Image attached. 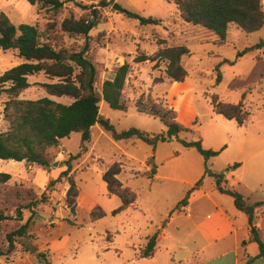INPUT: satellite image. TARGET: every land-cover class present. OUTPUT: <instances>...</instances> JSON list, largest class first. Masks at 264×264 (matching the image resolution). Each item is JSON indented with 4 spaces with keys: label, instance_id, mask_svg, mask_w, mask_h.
<instances>
[{
    "label": "rangeland",
    "instance_id": "rangeland-1",
    "mask_svg": "<svg viewBox=\"0 0 264 264\" xmlns=\"http://www.w3.org/2000/svg\"><path fill=\"white\" fill-rule=\"evenodd\" d=\"M101 1L72 0V2H67L63 15L58 20L61 21L71 14L80 17L89 13L88 10L83 11L77 8L76 4L94 5L100 12L99 24L94 29L98 31H93L90 39L70 38L67 35H64L62 39L65 47L70 50H87V58L95 63L98 70L96 89L99 92L102 91L105 80L112 78L113 73L119 67L112 53H118L117 50L120 49L123 50L120 52L122 55L129 53L130 58L133 59L138 55L146 54V51L157 49L159 42L163 40L162 22L170 19V11L179 14L177 6L167 0H159L163 8L145 12L141 11L142 0L138 5L129 3V0L114 1L124 10L138 14L142 18L161 21L158 25H141L139 20L126 17L114 11L112 7L100 8ZM34 8L35 13L30 15L25 22L22 21L15 7H9L5 13L16 26L23 23L44 28L51 19V13L42 11L40 6ZM112 24L114 31L110 33ZM202 30H204L203 35L207 36L205 40L182 44L189 48L192 55L185 59L190 81L179 87L181 92H170L176 83L170 79L155 88L150 83L149 68L141 65L140 84L134 93L160 97L164 105L174 109L176 121L186 128L179 133L177 138L171 142L158 143L156 147H153L139 140L115 141L110 133L104 131L105 133L100 135L98 129H93V138L87 150L83 149L79 133L63 139L62 145L65 151L73 157L70 162L71 175L78 190L73 208L68 207L66 203L67 190L59 185V182L52 183L51 177L43 168L30 167L18 162L16 168L13 167L10 170L13 174L11 175L12 180L0 183V212L9 217L0 222V252L6 254V257L0 259L1 264H124L132 255L133 247H139L148 235L151 221L146 217L144 210H150L152 221L162 228L169 222L170 215L175 216L179 213L180 209L176 207L182 199L190 196L189 193L195 192L194 187L165 178L174 175L170 169L171 164L180 163L182 159H188L192 164L198 162L204 165V158L198 151L187 149L183 141L201 140L205 149L218 152L219 155L213 159V162L218 169L215 173L222 176H228L227 171L237 169L227 165L228 161L242 160L243 156L238 152L237 144L253 147L255 142H264V63L260 59V55L264 52V27L251 35H245L237 27H233L225 45L218 44V37L216 40L210 38L211 35L215 36V33L204 28ZM159 47L161 49L163 46ZM18 62L23 63L24 60L17 50L0 49V77L7 70L15 67ZM257 62H260L259 66L254 70ZM217 66L222 75L220 83H217ZM163 72L161 70L157 73L154 79L155 84L164 77ZM29 80L32 86L20 95L22 99L38 100L48 96L41 84L50 81L43 74ZM234 80L236 82L230 86ZM132 86L133 84L130 83L123 97V102L127 107L126 111L113 110L104 103L103 114L110 119L119 132L131 128L154 134L166 132L167 128L160 119L137 111L133 96L128 97ZM189 86L192 91L190 100L186 92ZM213 95H218L221 100L233 104L246 99L244 108L251 116L249 124L240 126L235 121H229L217 115L213 109ZM7 98L6 93L0 88V133H5L10 128L9 122L4 117L5 103L2 101ZM54 101L63 104L72 102L67 97L55 98ZM190 104L194 105L197 112V117L191 125L189 124ZM6 129L8 130L5 131ZM210 146L211 148H208ZM225 147L227 148L224 152ZM247 147L245 157L248 161V171L244 178L246 184L235 189L242 193L245 199L251 202L258 200L263 203L264 155L254 157L249 153L257 149ZM61 151V148L50 150L51 159H56L55 162L68 160L69 158L58 160ZM166 159H171L170 163L163 164ZM250 161L255 163L252 173L249 172ZM114 163L122 166L119 179L125 186L137 193L135 204L117 215L113 212L121 206L122 202L116 196H109L103 180L104 172ZM10 164H12L11 161L0 160V166L9 168ZM209 166L213 170L211 162ZM147 168L155 169L160 176L158 180L136 176ZM182 172L187 174L184 176L185 179H193L192 167L187 166ZM203 184H206L207 190L212 189L209 183L203 181ZM174 188H180L182 192H174ZM185 189H187V194L182 196ZM216 194L228 201L232 207L235 206L232 197L222 195L218 191ZM79 203L82 206H79ZM196 204L191 203L190 207L193 209ZM18 209L22 211V220L16 218ZM97 210H102L105 216L100 219L95 218L93 213ZM31 217L33 220L30 228L31 238L27 240V243L36 248L37 253L26 252L19 239L10 249L7 236L24 225ZM183 220L184 217L177 219L180 222Z\"/></svg>",
    "mask_w": 264,
    "mask_h": 264
},
{
    "label": "trees",
    "instance_id": "trees-1",
    "mask_svg": "<svg viewBox=\"0 0 264 264\" xmlns=\"http://www.w3.org/2000/svg\"><path fill=\"white\" fill-rule=\"evenodd\" d=\"M30 5L40 6L45 12L51 13L49 23L41 28L38 25L21 24L14 25L5 13H0V49L17 50L24 60L18 66L7 70L0 77V88L8 97L4 105V117L10 124L7 132L0 134V160L26 162L28 166H37L47 170L51 168L54 159H51L49 151L57 150L60 141L69 138L74 133L81 134L83 149L87 150V144L92 139V128L99 124L109 132L115 141L137 139L148 145L156 147L158 143L171 142L177 138L180 132L186 130L176 121L174 109L162 102L148 98H140L135 107L139 113L160 119L167 131L162 134H151L131 128L117 131L109 118L101 114V104L106 103L111 109L126 111L123 102L125 85L131 72V64L119 66L112 78L105 80L102 91L96 89L98 70L95 63L86 56V49L73 51L63 44V36L70 38L90 39V33L95 29L101 18L96 6H81L77 8L88 14L76 17L73 14L58 21L66 8L67 2L72 0H26ZM115 0H102L99 7L113 8ZM177 6L181 18L186 23L203 27L215 33L220 43H224L232 26L237 27L243 34L251 35L263 29L264 11L262 0H167ZM126 17L140 21L141 25H158L161 21L153 18H142L138 14L126 11ZM165 40L159 42L163 46L154 56L146 54L138 55L134 63L147 61H164L166 63V76L174 82H183L188 76L186 68L182 64L183 57L190 54L186 46H164ZM217 83L221 82L219 66H217ZM44 74L52 82L43 83L47 97L38 100H23L19 96L32 84L30 76ZM51 97H67L72 100L70 104L54 101ZM214 111L228 120H235L244 125L249 120V113L243 109L242 104H228L220 100L217 95L212 96ZM186 148L196 149L205 159L206 163L219 155L218 152L205 149L201 140L183 141ZM58 154V153H57ZM58 156V155H57ZM56 156V157H57ZM55 157V158H56ZM71 156L64 163L67 169L52 183L66 180L69 185L66 203L73 208L78 196L73 177L70 175L72 167ZM122 166L114 163L103 174V180L107 185L109 196L120 198L121 206L113 212L120 214L131 207L137 200V193L124 186L119 176ZM206 174L216 178L218 190L234 199L238 210L245 213L251 227V241L260 247L259 258L264 259V243L261 241L258 230L254 225V214L262 203L251 204L238 191L226 189L222 186V175L213 174L206 164ZM11 175L0 173V183H7ZM203 180L197 183L201 186ZM184 199L178 206L185 205ZM16 218L22 220V211L16 212ZM95 218H103L105 213L97 210L93 213ZM9 219L0 212V222ZM32 217L15 231L7 236L12 249L15 241L19 239L25 251L31 254L37 253V249L27 243L30 240V228ZM157 235L148 239L145 248L141 251V258H149L155 253ZM6 254L0 252V259ZM1 264V263H0Z\"/></svg>",
    "mask_w": 264,
    "mask_h": 264
},
{
    "label": "crops",
    "instance_id": "crops-1",
    "mask_svg": "<svg viewBox=\"0 0 264 264\" xmlns=\"http://www.w3.org/2000/svg\"><path fill=\"white\" fill-rule=\"evenodd\" d=\"M65 1H67V0H65ZM139 1L140 0H129V3H132L133 5H138ZM142 1H143V3H142L143 5L141 6L142 12L149 11V10L151 11V10H154L157 8L158 9L163 8L162 7L163 4L159 0H142ZM9 7H15V9L18 10L20 18H22L23 22H25V20L27 18H29L30 15H33L35 13L34 6L30 5L26 0H0V13H2V12L5 13L6 12L5 10L8 9ZM262 7H263V11H264V0H262ZM5 14L7 15V13H5ZM171 18L173 19L172 20L173 24H172ZM110 22H112L111 18H110ZM162 24H163V29H164V34H163L162 39L166 41L167 46H173V45L182 46L183 43H187V42H191V41L205 40V38L207 37V36L203 35L204 34V32H203L204 30H202L203 27L200 28V26H195V25L191 26L192 24L190 25L189 23H186L185 21L182 20L180 12H179V14H176L175 12L170 11V19H166V22H164V23L162 22ZM177 24L179 25L178 28H177ZM19 25H21V24H19ZM233 27H235V26H232L230 28V31ZM99 29H100V27H99ZM93 31L97 32L98 30L93 29L90 33V36L93 35ZM113 31H114V27L112 24L109 32L111 33ZM230 31H229V35H230ZM229 35H228V37H229ZM216 37H218L216 34H215V36H213V35L210 36V38L213 40H216L217 39ZM227 40H228V38H227ZM227 40L224 43H220L218 41V44L225 45L227 43ZM183 46H186V45H183ZM159 49H160V47L158 46V48L153 50V51H146V55L152 56ZM121 51H123V50L119 49V50H117L118 53L115 52L112 54L115 56V58H116L115 60L117 61L119 66L125 64V62H128L131 64V72L127 78V82L125 85V89H126L130 85V83L133 84V86L130 89L131 93L129 94L128 97L133 96V99L137 102L138 99L141 98L142 96H145V98H148L149 96H151L153 99L158 100L159 102H162L160 97H157V96L154 97L152 94H142L141 95L138 93L137 94H134V93L136 92V89L138 88V85L140 84L139 83V79H140L139 75L141 73V70H140L141 65H145L149 68V72L151 73L150 74V76H151L150 77L151 78L150 83L153 84L155 88H157V87H160L161 84H163L165 82V80L169 79L165 73L166 63L164 61L157 60V61H147L144 63L137 64V63H134V61H133V59H135L134 57H133V59L130 58L129 53H126L127 55H122L120 53ZM191 55L192 54L190 52L189 55L183 57V59H182V64L185 68H186L185 59ZM238 57H240V54H238ZM260 59H261L262 63H264V52H262V54L260 55ZM259 63L260 62H257L255 64L254 70H256V68L259 66ZM16 64L17 65H15V66H18L21 63L18 62ZM160 64H161V67H159ZM161 70L164 71L163 72L164 77L159 81V83L155 84L154 79L156 78L157 73H160ZM138 71H139V73H138ZM220 74H221V72H220ZM33 77H35V76H30L29 79H31ZM221 80H222V75H221ZM49 81L52 82L51 80H49ZM189 81H190V77H189V73H188V76L186 77L185 81L176 82L175 85L170 90V92L171 93L172 92H181V89L179 87H182V85L188 83ZM235 82H236V80H234L230 86H232ZM190 88H191V86H189L188 90L186 91L187 96L189 97V100L192 97V91ZM125 91L126 90H124V93H125ZM51 98L54 100L55 98H58V97H51ZM19 99H22V97L19 96ZM23 100H29V99H23ZM220 100H221V98H220ZM2 101L4 103L7 102L8 98L6 100H2ZM221 101L228 103V104H233L231 102L229 103V102L224 101V100H221ZM245 101H246V99H243V101H241L240 103L242 104L243 109L245 111H247L244 108V102ZM240 103L235 102L233 105H237ZM104 105L105 104L103 102L101 104V110H100L102 115H104L103 114ZM213 109H214V107H213ZM189 114H190L189 115V120H190L189 124L191 125V123L197 117V112L195 111L193 104L192 105L190 104ZM217 115H219V114H217ZM104 116L106 117V115H104ZM220 116H222V115H220ZM222 117H224V116H222ZM250 120H251V116L249 113L248 122L244 125H240V124L239 125L240 126H247L249 124ZM229 121H235V120H229ZM235 122L237 123V121H235ZM93 129H98L100 135H103V133H105L104 132L105 130L99 124H97L91 130L92 131V138H93ZM7 130L8 129H6L5 131H7ZM151 134H154V133H151ZM160 134H162V133H160ZM62 140L60 141V146H59V148H61L62 151L60 152V154L58 156V160H62L65 158L70 159V157L72 155L70 153H68L67 151H65V147H64V145H62ZM128 140H137V139H128ZM91 141H92V139H91ZM253 145H254L253 147H249V146L247 147L246 145L239 146V144H237V150L240 153V155L243 157H242V160L236 161L237 159H231L230 161H228V163H226L227 165L233 166L234 168H237V169H235V170L233 169L234 171L233 170L227 171L226 173L228 174V176L222 177V186L224 188H226V189L233 188L231 190L237 191L235 188L238 189L242 184H246L244 178H245V175L248 171V169H247V162L248 161H247V158L245 157L246 156L245 155V148L246 147L250 148V149L252 148L254 150L257 149L255 151H251L249 153V154H252V156H254V157L255 156L260 157V156L264 155V151H263L264 142H259V143L255 142V143H253ZM87 146H88V144H87ZM208 148H211V146ZM226 148L227 147H225L223 149L224 152H225ZM187 149H193V148H187ZM213 159H215V157L211 158L207 163L204 159V165H201L198 162L192 164L189 162L188 159H182V161L180 163L176 162V163L171 164L170 169L172 170V174H174V175H170L169 177H165V178L170 179L173 182H177L180 184L189 185L190 187H194L195 192H193L191 194L189 193L190 196H188L186 198L187 203L185 205H180V207L178 208V209H180L179 213L175 216L170 215L169 216V222L167 223V225H165L162 228H160V226L157 223L152 221L151 211L150 210H144L146 217H148L149 220L151 221V225L148 227V232H147L148 235L143 240V242L140 243L139 247H133L132 255L130 256L128 261L124 264H264V259L259 258V254H260L259 245L256 242L251 241L252 233H251V227H250L249 219H248L247 215L245 213H243L242 211L238 210L236 206L232 207V205L228 201L217 196V194H216L217 191L219 193H221V192L218 190V188L216 186V178L211 176V175L206 174V164H207L209 170L213 174H217V173H215V171L218 172V169H216V167H215L216 164L213 162L214 161ZM157 160H158V158H157ZM170 160L171 159H166L165 161H163V164L170 163ZM154 161L155 160H153V162ZM11 162H12V164H10L9 168L5 167V166H0V169H1L0 173H7L10 175H13L10 170L13 167L16 168V164H18V162H15V161H11ZM210 162H211V167L213 170L210 169V166H209ZM19 163L26 165V162H19ZM60 163H63V165H59L58 167H51V168H48L47 170H45L46 172H48L49 177H51V179L53 181L57 180L59 178V176L67 169V167L63 161ZM257 165H258V163H257ZM187 166L192 167V171H193V173H192L193 179L192 180L185 179L184 176H187V174L182 172V170L185 169ZM249 166H250L249 172L252 173L253 170L255 169L254 168L255 163L250 161ZM34 167H36V166H34ZM49 169H50V172H49ZM71 174H72V172L70 173V175ZM136 176L137 177L143 176V177H147L149 179H154V180H158V178L160 177L157 174V172L155 171V169L150 170L149 168H147L142 173L137 174ZM229 176H231V177H229ZM201 179L203 181H205V183H209L211 185L212 189L207 190V188L205 186L206 184H203V182H202L200 187H197V183ZM10 180H12V176H11ZM234 183H235V187H233ZM58 184L62 185L65 188V190L68 191L69 186H68V182L66 180H62ZM106 187H107V185H106ZM173 191L174 192L179 191V193H180V192H182V189L174 188ZM182 194H184L182 196H186L187 189L183 190ZM221 194L226 195L223 193H221ZM226 196H229V195H226ZM182 198H184V197H182ZM182 201H183V199H182ZM247 201L251 204L261 203L258 200L257 201L255 200L253 202H251L249 200H247ZM175 202H177V201H175ZM191 203H193V204L198 203V204L194 205V208L192 209L190 207ZM234 204H235V202H234ZM79 206H82V205L79 203ZM166 214H165V216H166ZM180 217H184V220L182 222L177 221V219ZM254 225L258 230V234H259L261 241L264 243V202L262 203L261 206L257 207L255 210ZM154 235H157V246L155 249V253L153 254V256H151L149 258H141L140 257L141 251L145 248V246L148 242V239Z\"/></svg>",
    "mask_w": 264,
    "mask_h": 264
},
{
    "label": "water",
    "instance_id": "water-1",
    "mask_svg": "<svg viewBox=\"0 0 264 264\" xmlns=\"http://www.w3.org/2000/svg\"><path fill=\"white\" fill-rule=\"evenodd\" d=\"M113 10L118 12V13L126 14V10H124L118 4H114L113 5ZM59 165H63V163H60L59 161H56V162L53 163V167H58Z\"/></svg>",
    "mask_w": 264,
    "mask_h": 264
}]
</instances>
